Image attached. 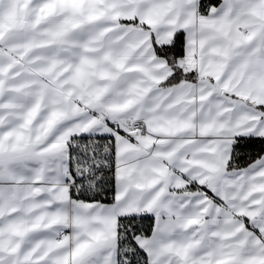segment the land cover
I'll list each match as a JSON object with an SVG mask.
<instances>
[{
  "label": "snow or ice",
  "instance_id": "snow-or-ice-1",
  "mask_svg": "<svg viewBox=\"0 0 264 264\" xmlns=\"http://www.w3.org/2000/svg\"><path fill=\"white\" fill-rule=\"evenodd\" d=\"M0 264H264V0H0Z\"/></svg>",
  "mask_w": 264,
  "mask_h": 264
}]
</instances>
